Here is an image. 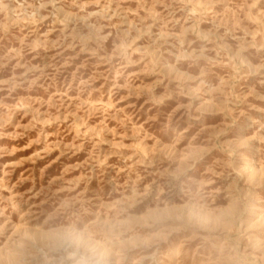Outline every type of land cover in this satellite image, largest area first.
<instances>
[{
	"label": "rangeland",
	"instance_id": "1",
	"mask_svg": "<svg viewBox=\"0 0 264 264\" xmlns=\"http://www.w3.org/2000/svg\"><path fill=\"white\" fill-rule=\"evenodd\" d=\"M0 264H264V0H0Z\"/></svg>",
	"mask_w": 264,
	"mask_h": 264
}]
</instances>
